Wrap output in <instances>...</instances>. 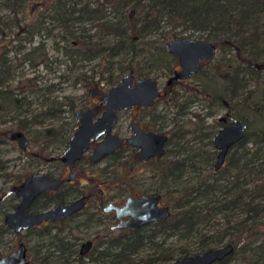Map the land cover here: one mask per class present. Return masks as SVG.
<instances>
[{
    "label": "rangeland",
    "instance_id": "rangeland-1",
    "mask_svg": "<svg viewBox=\"0 0 264 264\" xmlns=\"http://www.w3.org/2000/svg\"><path fill=\"white\" fill-rule=\"evenodd\" d=\"M5 1L0 0V55L10 63V77L7 80L10 95L5 98L0 95V226L3 213L12 211L11 206L17 203L11 193L13 186L29 173L57 174L60 168L59 156L75 124L74 112L84 107L92 108L97 113L102 109L100 95L110 87L106 80L109 73H112V79L116 83L127 72L135 77L150 76L157 79L163 92L156 104L161 127L173 136L167 145L169 152L165 159H183L186 169L181 183H194L197 179L209 181L213 178L210 172L217 150L212 142H209L207 134L211 133V140L212 135L221 127L217 121L218 116H223L228 111L229 114L245 120V132L250 140L255 137L256 132L264 130L263 33L255 42L256 45L252 47L248 44L240 51V56L237 49L223 42L218 43L214 56L201 63V70L197 74L173 84L171 89H168L165 82L172 69L167 70L165 67L169 66L171 59V54H166V42L173 38L205 39L206 31L186 28L175 21L160 20L156 31L135 39L132 51L124 46L115 55H109L107 47L115 41V37L103 31L95 21L74 23L69 28L72 32L70 36L51 11L36 9L31 0H11L16 1L15 6L18 4V13L14 17L9 7L2 6ZM112 9L114 10L105 9L106 19L121 12V7ZM132 9L131 6H126L123 9L124 14L133 11ZM255 16L259 30L263 29L264 12ZM15 20L18 21L17 26L12 25ZM3 23H9L11 26L5 29L1 26ZM77 39L96 42L100 47H104V51L93 56L81 52ZM255 53L259 58L257 66H247L242 57ZM128 62L134 70L140 71V74H136L134 70L118 74L119 67ZM232 74H237L240 85L235 91V97L227 100L223 95L227 86L225 78ZM93 87L100 89L99 95H88L89 89ZM217 96L223 98L217 100ZM181 101H187V106L181 114H177L176 102ZM137 110L120 112L115 130H125L130 117L135 116ZM18 131H22L28 140L24 149H20L14 139V134ZM245 146L256 147L254 142H247ZM178 147L180 151L176 157L174 150ZM230 153L232 151H228L220 167L224 175L238 174V170H233L229 165ZM258 154L260 157L254 164L264 168V148H261ZM247 157L248 155L246 159ZM107 163V160H104L94 165L80 164L79 172L72 183L61 189L62 198L68 199L79 193V190L82 192L84 184L101 188L103 185H109L112 187L111 193L118 196L125 195L127 187L130 186L136 189L138 194L160 186L159 178L153 177L151 169L146 166H108V172L105 174L107 178L104 179L105 175L103 176L101 171ZM242 179L239 178L238 184ZM219 181L224 183L222 179ZM246 184L247 181L244 186L248 185ZM123 186L122 192H119ZM161 199L160 205L168 206V200L171 203L175 197L170 200L166 195ZM45 200L39 199L35 206L41 207ZM92 210L88 205L85 211L74 219L75 223L83 220ZM241 217L243 215H236L233 219ZM69 225L73 235L79 238L76 242L77 249L85 240H92L96 245L104 241L102 239L105 235L108 240L120 236L119 232L110 233L107 228L104 235L100 228L95 226H79L75 229L73 223ZM224 226L223 215L214 214L208 223L205 220L199 222L191 232L183 229L166 231L165 234L158 235L152 243L141 246L129 261L136 264L152 259L151 264H167L181 256H194L208 249L219 248L229 240L228 236H225L220 242H215L216 234ZM58 228L51 229V235L56 233ZM258 232L260 237L249 245L252 250L253 246L264 242V225ZM61 236H69L65 227ZM39 238L37 231H25L17 236L7 232L0 237V256L13 251L16 242L21 240L30 260L32 248L40 242ZM40 252L51 253L47 264H60L53 246L44 247ZM249 252L252 255L257 253ZM240 255L237 254L228 264H242ZM166 257L171 259H163ZM83 262L89 264L86 258ZM248 264H257L256 258L252 257Z\"/></svg>",
    "mask_w": 264,
    "mask_h": 264
},
{
    "label": "trees",
    "instance_id": "trees-1",
    "mask_svg": "<svg viewBox=\"0 0 264 264\" xmlns=\"http://www.w3.org/2000/svg\"><path fill=\"white\" fill-rule=\"evenodd\" d=\"M31 1L36 9L51 11L70 36H72V32L69 28L74 23L87 20L95 21L98 27L100 26L103 31L111 33L115 37V41L107 47L109 55H115L124 46L132 51L135 39L156 31L160 20L175 21L186 28L206 31L205 40L213 42L216 47L220 42L226 43L228 46L237 49L239 56L240 51H243L248 44L252 47L255 46L260 35L264 34V25H262L263 29L259 30L255 16L257 13L264 12V0ZM4 4L2 6L9 7L13 17L18 13V8H16L18 4L15 6L16 1L6 0ZM126 6H131L132 12L135 14L129 12L125 15L123 9ZM116 7H121V12L106 19L105 9L114 10L112 8ZM17 24L18 21L15 20L12 25L17 26ZM1 26L7 29L11 25L3 23ZM77 40L81 45V52L93 56L104 51V47H100L96 42ZM166 54L169 56L170 53L166 52ZM242 59L247 66L256 67L259 58L258 54L255 53L242 57ZM168 64L169 66L165 65L167 70H171L175 66L176 58L173 55H171ZM9 67L10 63L1 54L0 95L2 98L10 95L7 88V80L10 77ZM131 70L134 68L128 62L125 66L119 67L118 74L125 71L131 72ZM133 72L140 74L137 69ZM112 78V73H109L106 79L109 86L116 83ZM225 79L227 86L223 95L229 100L235 97L240 79L237 74L228 75ZM221 97L217 96L216 99L221 100ZM176 105L178 106L176 113L181 114L187 106V101L176 102ZM227 113L229 112L227 111ZM210 135L209 132L207 136L211 143ZM247 142H254L256 147L245 146ZM259 144L264 146V130L256 132L255 137L251 140L245 132L243 138L229 149L232 151L228 157L229 165L233 170H238V174L227 173L224 175L222 169L216 171L212 169L210 174L213 178L209 181L197 179L194 183H181L186 169L183 159L171 158L166 160L163 158L159 169L161 198L167 195L170 200H173L175 197L171 203L168 200L170 215L166 221L144 226L133 232H122L117 238L96 244L90 253L83 257L78 254L76 242L79 238L73 235L69 225L73 223V227L76 229L79 226H84L82 222L75 223L76 221L71 217L60 224L33 228L30 231H37L40 242L32 248V258L29 264H47L51 253H41L40 250L49 245L56 250L60 264H85L83 262L85 258L89 264H123L126 262L131 264L129 258L145 243H152L158 235L165 234L166 231H179L181 229L191 232L199 222L205 220L208 223L214 214L223 215L225 225L216 234L215 242H220L223 237L228 236L229 240L226 244H231L233 247V252L230 255L214 264H228L237 254H241L242 264H248L252 257L256 258L257 264H263L264 242L253 246V250L249 248V245L255 242L257 237H260L258 230L264 225L262 222L264 221V168L259 167L257 163L254 164L256 159L260 157L258 154L260 149L264 148L260 147ZM167 151L169 152V150ZM179 151V147L174 150L176 157H178ZM246 155H248L247 159ZM239 178H243L239 182L240 184L237 182ZM221 179L224 183H220L219 180ZM245 180L247 186H244ZM236 215H243V217L234 220L233 216ZM64 227L67 230V235L69 234L68 237L61 236ZM53 228H58V231L51 235ZM7 232L6 228L0 226V237ZM249 251H257V253L252 255ZM168 257L163 259L170 260L171 258L168 259ZM151 261L152 259H148L143 263L139 261L136 264H151Z\"/></svg>",
    "mask_w": 264,
    "mask_h": 264
},
{
    "label": "water",
    "instance_id": "water-1",
    "mask_svg": "<svg viewBox=\"0 0 264 264\" xmlns=\"http://www.w3.org/2000/svg\"><path fill=\"white\" fill-rule=\"evenodd\" d=\"M132 11H130V14ZM168 53L177 57L179 69H174L168 77L167 82L172 80L186 79L189 75L200 70V61L211 59L216 51V45L203 38H173L166 42ZM98 88L89 90L90 95L96 94ZM159 96L156 80L150 76L134 78L130 73H125L118 84L108 89L107 94L102 97L104 111L96 118L89 108L80 109L75 112L76 128L68 140V144L60 158L62 164L72 165L87 148L88 141L101 136L104 137L94 147L89 155V160L94 162L107 153L112 152L121 145L122 138L110 133L115 121V111L131 107L135 104L150 105L154 98ZM94 119V120H93ZM225 117H218V121ZM231 123L223 126L211 138L213 147L217 150L212 168L218 170L222 165L228 149L237 141L243 138L246 130V122L230 116ZM134 135L126 138L133 145L139 147L135 157L147 159L150 156H161L164 153L163 143L166 135L152 133L144 134L131 123ZM14 139L20 149L27 146V138L22 131L14 134ZM62 182L61 179L51 180L43 173L37 172L26 176L19 183L15 190L18 203L12 212L3 215V225L14 234H19L32 227L39 226L42 222L54 223L62 221L66 217L79 211L83 203L75 200L64 205H54L41 212L30 214L28 209L33 200L45 192V190L56 189ZM158 194L142 196L135 200H126L122 208L108 205L104 212L114 210L116 218L128 217L126 221H119L111 229L135 230L151 222L162 223L169 218L170 211L166 206H158ZM91 242L81 244L79 255L83 256L90 249ZM233 252L231 244H225L219 248L208 249L195 256H181L167 264H214L220 262ZM0 264H28L26 259V248L21 241H18L16 249L8 255L0 257Z\"/></svg>",
    "mask_w": 264,
    "mask_h": 264
},
{
    "label": "flooded vegetation",
    "instance_id": "flooded-vegetation-1",
    "mask_svg": "<svg viewBox=\"0 0 264 264\" xmlns=\"http://www.w3.org/2000/svg\"><path fill=\"white\" fill-rule=\"evenodd\" d=\"M173 56L176 58V64L172 68L171 74H172V71L174 69H179L178 62H177V57L175 55H173ZM203 61H206V60H203ZM203 61H200V65H201V63ZM200 70H201V66H200ZM197 73H195V74H197ZM195 74L189 75L188 77L193 76ZM134 78L136 79V78H139V77H135L134 76ZM154 79L156 80V83H157V89L159 91V96H156L154 98L152 104H150V105L135 104V105H133L131 107L115 111V121H114V123H113V125L111 127L110 133L122 138L121 145L118 148H116L115 150H113L110 153L105 154L100 159H98V160H96L94 162H91L88 157L92 153L94 147L104 137L105 133H103L98 138L88 141L87 148L82 152L80 157L73 162L72 165H70V164L64 165L60 161V158L62 157L63 151H64V149L66 148V146L68 144L69 137L74 132V130H75L76 126H77L76 119H75V112L77 110L85 109V108H89V107L80 108V109H77L74 112L75 124H74L73 130L68 135V138H67V141L65 143V146H64V148H63V150L61 152V155L59 156V159H58V163L60 164L59 171L55 175H52L50 173L40 172V173H43L46 177H48L51 180L61 179L62 182L57 186L56 189L45 190V192H43L40 195H38L33 200V202L31 203V205H30V207L28 209V213L35 214V213L41 212L43 210H46V209H48V208H50V207H52L54 205H64V204L71 203V202H73L75 200H80L83 203V206H82V208L79 211H77L73 215H70V216L66 217L62 221H56L54 223L42 222L39 226L32 227V228H30V229H28L26 231H30L33 228L60 224V223H63L64 221H66L68 218H71V217H73L75 219L77 216H79L81 213H83L85 211V209L87 208L88 205H90L93 210L91 211V213H87L84 216L83 220H81L80 222H82V224L84 226H88V227H90V226L94 227L95 226V227L100 228V230H101V232L103 234H104L106 228H107V230L110 233L119 232L121 234L122 232H133V231L138 230L139 228H142L144 226H148V225H152V224L157 223V222H151V223L143 225V226H141V227H139V228H137L135 230H132V231L127 229V228L111 229L112 227L116 226L119 221H126L128 219V217H120V219L118 220L116 218V214H115L114 210L111 209L108 212H104L103 209L105 207H107L108 205H112V206L117 207V208H122L125 205L126 200H128V199L135 200V199H138V198H140L142 196H148V195H151V194H158L159 195L160 198H159L158 206H162V205H160V201L162 200L161 199L160 190H159L160 186H158L157 188H155V186H154L152 189L147 190V192L139 193V194L136 193V189L131 188V186H130V187H127V192L125 193V195L118 196L117 194H112L111 193L112 192V187H110L109 185H103V187L101 188V187H98V186H92V185H85L84 184V185H82V187H84L82 192H80V190H79V193H77L75 195H72L68 199L62 198L63 195L61 194V192H62L61 189L66 184H71L72 181L75 179L76 174L79 172V169H78V168H80L79 165L82 164V163L87 164V165H94V164L100 163L101 161L107 160V162H108L106 164L107 166L103 167V169L101 171L103 176L108 172V171L106 172V169H107L108 166L114 167V166H116L118 164H125L129 168H134L136 166H146V167L151 169V174L153 175V177L157 176L159 178L160 163H161V160L163 158L165 159L166 158L165 156L168 154L167 150H169V149H167V145L169 144V142L171 141V138L173 136H171L170 134H167L165 131L162 130L161 118H160L159 110H157V108H156V104H157V101L159 100V98L162 96L163 92L160 90V88L158 86L157 79L156 78H154ZM167 80H168V78L166 79L165 84L168 86V89H171L173 84H176V83H178V82H180V81H182L184 79H182V80H172L169 83L167 82ZM118 82L116 84H118ZM116 84H114V85H116ZM111 87L112 86H110L109 88H111ZM96 88H98V87H96ZM108 89H107V91L105 93H101V95H100V100H101V103H102V109L97 113L92 108H89L93 112L94 118L98 117L104 111V103L102 102V97L105 94H107ZM99 94H100V89L99 88H98L97 93L94 94V95H90L89 91H88V95L89 96H95V95H99ZM134 109H138V110H137L135 116H131L130 117V119H129L128 123H127L126 129L122 130V131L121 130H115V126H116V123H117V120H118V115L120 114V112L134 110ZM223 116L225 117L224 120H220V121L217 120L219 123H221V127L229 125L231 123V121H230V116H232L231 114L226 112ZM218 117H222V116H218ZM218 117H217V119H218ZM131 123H134L136 125V128L142 130V132L144 134L152 133V134H157V135H166L167 136L166 141L163 143L164 153L161 156H156V155L150 156V157H148L145 160L140 159L138 157H135V154L138 151L139 147L133 145L132 142H129V141L126 140V138L131 137V136L134 135V132H133V130L131 128ZM27 144H28V140H27ZM229 149H228V151H229ZM224 161H225V159H224ZM224 161H223V163H224ZM223 163H222V165H223ZM34 173H37V172L29 173L26 176H29V175L34 174ZM65 174H66V177H65ZM106 178H107V176L105 175L104 179H106ZM19 183L11 188V193L13 194V197H14L13 199H15L17 201V203H18V199H17V197L15 195V190H16L17 186L19 185ZM123 188H124V186L122 187V189L119 190V192H122ZM12 189H13V192H12ZM130 189H131V192H130ZM42 198L46 199L44 201V204L41 207H36L35 206L36 202L39 199H42ZM121 199H124V200L122 201ZM17 203L14 204V207H12L13 208L12 211L15 209ZM166 207H168V206H166ZM168 209H169V207H168ZM12 211H10V212H12ZM169 211H170V209H169ZM5 213H8V212H5ZM5 213H3V215ZM3 215H2V226L4 228H6L3 225ZM6 229H7L8 232H11L8 228H6ZM22 232H25V231H22ZM11 233L14 236H17V235L20 234V233L19 234H14L13 232H11ZM106 236L107 235H105L102 240L108 241ZM18 241H21V240H18ZM18 241L16 242V247H17ZM87 241L91 242V246H90V249L88 250V252L86 254H84L83 256L88 255L90 253V251L96 246L93 243L92 240H85L83 243H85ZM83 243H81V244H83ZM81 244H80V246H81ZM80 246H79V249H80ZM16 247H15V249H16ZM79 249H78V254H79ZM13 251H11V252H13ZM11 252H9L8 254H10ZM8 254H6V255H8ZM3 256H5V255H3ZM83 256H80V257H83ZM0 257H2V256H0ZM26 259H27L28 264H29L30 260L28 259L27 249H26Z\"/></svg>",
    "mask_w": 264,
    "mask_h": 264
}]
</instances>
